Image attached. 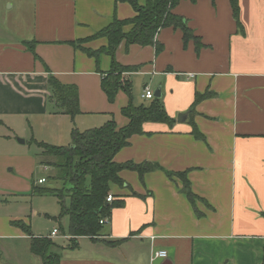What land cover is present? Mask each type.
I'll return each instance as SVG.
<instances>
[{"label": "crops", "instance_id": "obj_1", "mask_svg": "<svg viewBox=\"0 0 264 264\" xmlns=\"http://www.w3.org/2000/svg\"><path fill=\"white\" fill-rule=\"evenodd\" d=\"M239 3L244 33L229 0L178 4L175 12L187 18L205 45L199 53L193 40L185 46L182 32L171 27L158 34L164 44L158 55L155 46L120 44L117 60L140 67L130 74L133 86L136 81L143 86L135 88L134 102L148 101L142 97L146 87L154 92L161 87L175 122L144 123L145 133L132 136L116 154L117 162H151L158 168L143 180L136 171L121 172L131 188L112 186L111 194L124 204L106 218L98 238L82 236L76 248H68L70 235L58 227L50 231L47 237L56 243L50 252L60 255V264H264V0ZM134 15L131 4L116 0H0V124L16 116L52 114L50 75L78 87L82 113L72 119L56 112L55 118L66 123L64 140L38 141L70 144L82 116L92 118L82 119L88 126L111 119L127 124L121 109L128 95L120 90L110 102L95 57L82 50L107 47V38L81 41L115 16ZM111 64V56L101 54L100 70L108 72ZM208 91L194 106L196 94ZM194 124L203 139L192 133ZM167 171L186 172L195 205L182 177L170 178ZM15 221L31 228L27 215L0 211V264H44L31 250L33 236L43 235L32 228L31 235ZM56 228L60 233L52 236ZM58 238L68 243L60 245ZM159 249H166L168 258L152 262L153 250Z\"/></svg>", "mask_w": 264, "mask_h": 264}, {"label": "trees", "instance_id": "obj_2", "mask_svg": "<svg viewBox=\"0 0 264 264\" xmlns=\"http://www.w3.org/2000/svg\"><path fill=\"white\" fill-rule=\"evenodd\" d=\"M181 1L146 0L144 4H141L140 0H116V2L131 4L135 15L127 19H119L115 16L107 27L81 41L84 43L92 38H107V47L99 50L82 47V50L89 56L95 57L97 69L102 74L101 87L110 102H115L120 90L128 95L129 102L121 109L122 114L128 118L127 124L119 125L115 119H111L99 127L86 130L74 126L71 130L69 145H54L32 139V143L43 150L44 156L55 158L54 161L44 160L43 164L52 167L55 171L51 179L62 182L60 187H40L33 184L32 191L36 194H49L58 198L61 206L59 218L65 215L69 217L67 234L71 236V239L68 248H76L79 237L98 238L104 225L101 220L110 218L114 208L123 206L124 199L114 195L111 202L107 200L114 184L121 188H131L130 185H126L120 175L123 170L136 171L143 180L147 172L158 168V165L151 162L120 163L115 160L116 154L130 143L132 136L145 133L144 123L161 122L171 126L175 122V119L167 113L162 97L154 96L139 104L134 102L133 82L130 74L138 71L140 67L139 65H122L117 60L116 54L122 42H125L127 47L132 44L155 46L156 54H160L164 50V44L157 37L162 29L168 27L179 29L182 32L185 46L193 40L199 53L205 46L201 37L196 35L185 16L175 12V8ZM190 1L196 2L197 0ZM212 1L215 2V0ZM229 1L236 25L241 30L240 32L244 33L240 20L239 0ZM125 26H131L130 30L125 31ZM27 45L34 50L32 43H27ZM103 53H107L112 59L111 69L108 72H102L99 67L100 56ZM48 84L52 91L56 112L67 114L72 119L82 113L79 89L75 84H65L54 75H50ZM210 94L209 91L203 95L197 93L194 106ZM192 133L196 138H204L195 124ZM167 174L170 178L175 175L182 177L188 198L195 205L197 197L191 190L186 172L167 171ZM132 193L137 194L134 191ZM66 198H69V204L66 203ZM15 224L32 235L30 226L22 221H15ZM54 245L56 243L50 237L33 236L31 250L42 258L44 264H60V255L50 252Z\"/></svg>", "mask_w": 264, "mask_h": 264}, {"label": "rangeland", "instance_id": "obj_3", "mask_svg": "<svg viewBox=\"0 0 264 264\" xmlns=\"http://www.w3.org/2000/svg\"><path fill=\"white\" fill-rule=\"evenodd\" d=\"M135 84V87L133 86L134 98L138 91L135 88L142 89L143 87L142 84H137V81ZM50 102L53 104L52 114H39L25 118L16 116L12 122H6L8 125L0 124V211L27 215L33 232L43 236H48L54 227H58L66 233L69 229V217L65 215L59 218L61 206L58 198L49 194H36L32 191L33 184L40 187H60L62 184L59 180L51 179V175H54L55 171L52 167L43 164L44 160L54 161L55 158L44 156L43 150L32 143V138L42 140L41 138L59 137L56 140L57 143L60 138L64 140L66 123L59 122L55 118L57 109L55 103L51 100ZM86 117L90 116H82L78 120L82 126L75 120L81 130L104 124L96 125L98 123L89 122L94 125H83L82 119L84 121L92 119ZM21 139L26 142L21 144ZM65 140L68 142L70 138ZM41 178H46V182L39 183ZM66 203L69 204V198H66ZM34 211L38 214H35ZM56 242L60 245L68 243L66 239L60 238Z\"/></svg>", "mask_w": 264, "mask_h": 264}, {"label": "built area", "instance_id": "obj_4", "mask_svg": "<svg viewBox=\"0 0 264 264\" xmlns=\"http://www.w3.org/2000/svg\"><path fill=\"white\" fill-rule=\"evenodd\" d=\"M190 76H193V75L190 74ZM154 96H155V93L150 87H146L142 94V97L147 100L154 98ZM44 182H46V178L39 179V183H44ZM107 200L111 202L113 200V195L109 194ZM107 221H108L107 219H103L101 220V223H106ZM59 233H60L59 229L56 228L52 231V236H57ZM168 256H169V253L166 249L153 250L151 254V261L153 262L157 259H166L168 258Z\"/></svg>", "mask_w": 264, "mask_h": 264}, {"label": "water", "instance_id": "obj_5", "mask_svg": "<svg viewBox=\"0 0 264 264\" xmlns=\"http://www.w3.org/2000/svg\"><path fill=\"white\" fill-rule=\"evenodd\" d=\"M154 93H155V96H156V97H162L161 87L156 88V90H155ZM188 114H189V112L179 114V116H178V121H179V122L184 121V120L187 118ZM21 142H24V140L21 139ZM167 264H171V263L168 262Z\"/></svg>", "mask_w": 264, "mask_h": 264}]
</instances>
